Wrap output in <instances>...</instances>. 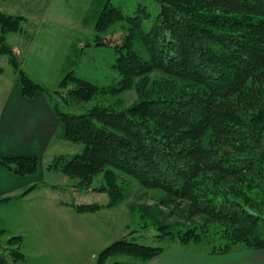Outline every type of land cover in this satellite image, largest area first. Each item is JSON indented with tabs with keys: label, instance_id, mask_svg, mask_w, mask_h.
Instances as JSON below:
<instances>
[{
	"label": "trees",
	"instance_id": "1",
	"mask_svg": "<svg viewBox=\"0 0 264 264\" xmlns=\"http://www.w3.org/2000/svg\"><path fill=\"white\" fill-rule=\"evenodd\" d=\"M155 1L159 8L148 27L147 13L130 15L110 0L104 3L96 31L123 21L133 45L116 49L112 67L118 78L109 84L94 83L73 69L59 80L58 88L68 89L64 104L97 102L72 112L51 101L60 137L81 146L70 156H58L53 168L78 190L107 194L105 204L75 205L79 212L124 199L119 171L162 191L166 217L182 219L154 221L161 234L171 225L188 224L178 238L197 241L215 226L229 242L217 252L231 251L237 242L264 249V0ZM20 19L0 11V53L7 55L26 97L41 91L51 100L47 87L22 69L5 41L6 32L20 30ZM137 39L145 53L135 48ZM155 70L163 77L151 79ZM128 89L137 95L130 105L106 102ZM0 166L33 175L38 157L0 155ZM99 175L101 186L93 185ZM1 242L0 264H24L21 236ZM162 250L120 239L100 251L98 263L115 252L147 260Z\"/></svg>",
	"mask_w": 264,
	"mask_h": 264
},
{
	"label": "rangeland",
	"instance_id": "2",
	"mask_svg": "<svg viewBox=\"0 0 264 264\" xmlns=\"http://www.w3.org/2000/svg\"><path fill=\"white\" fill-rule=\"evenodd\" d=\"M106 1L0 0L1 12L22 18L20 30L5 33V41L11 46L20 66L47 87L52 102H59L65 109H73L72 112L76 106L75 110L80 112L97 101L64 104L68 89L58 88L62 76L73 69V73L94 83L109 84L118 78L112 67L116 49L129 43L133 45L132 34L123 21L114 22L101 33L96 31L95 24ZM110 1L130 15L147 13L143 16L147 27L159 8L155 0ZM134 46L145 53L139 39ZM0 70V81H4L0 82L1 97L8 90L5 83L8 76L12 79L15 75L5 53H0ZM149 76L160 79L163 74L155 70ZM136 97L135 90L128 89L113 99L105 100L107 103L119 100L122 106H128ZM51 149V155L48 154L42 166L44 177L40 184L47 182L50 189H55L50 191L39 187L29 198H23L19 191L10 194V199L0 200V246L1 241H6L9 236H21V249L27 255L24 264H143L145 259L123 251L103 257L98 263L100 251L120 239L162 249L181 247L186 251L197 249L210 253H219L215 250L222 249L228 242L222 239V230L215 226L210 227L205 235H200L197 241L181 242L178 238L177 232L186 229L188 224L171 225L161 234L154 221L171 223L182 219L166 217L169 208L160 202L165 196L162 191L145 188L135 178L119 171L118 181L124 187V199L120 203L95 211H77L75 205L105 204L108 196L93 189L78 190L68 175L53 168L58 156L79 152L80 145L63 139L55 141ZM102 180L99 175L92 184L101 186ZM194 219L200 220L199 216ZM14 242L17 243L15 238L12 239ZM242 248L245 245L241 242L231 246L233 250Z\"/></svg>",
	"mask_w": 264,
	"mask_h": 264
},
{
	"label": "crops",
	"instance_id": "3",
	"mask_svg": "<svg viewBox=\"0 0 264 264\" xmlns=\"http://www.w3.org/2000/svg\"><path fill=\"white\" fill-rule=\"evenodd\" d=\"M1 72L2 70L0 76ZM8 79L9 82L5 81L8 90L0 97V155H35L38 157V168L35 175L21 176L0 166V200L10 199V194L19 191L23 198H29L39 187L50 191L55 189H50L47 182L40 184L44 177L42 166L48 154L51 155L54 142L63 141L59 135L60 122L51 100L41 91H37L32 97H26L15 75L12 79L8 76ZM33 184H36L35 189L32 188L33 191L23 195ZM184 249L164 248L143 264H264V249L245 247L219 253Z\"/></svg>",
	"mask_w": 264,
	"mask_h": 264
}]
</instances>
